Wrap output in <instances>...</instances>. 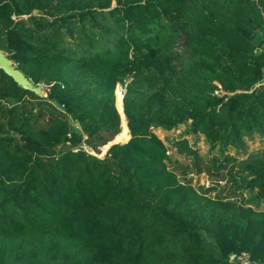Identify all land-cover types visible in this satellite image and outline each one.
<instances>
[{"label":"trees","instance_id":"16d2710c","mask_svg":"<svg viewBox=\"0 0 264 264\" xmlns=\"http://www.w3.org/2000/svg\"><path fill=\"white\" fill-rule=\"evenodd\" d=\"M10 39L48 95L0 68V264L264 262V157L238 158L264 140V0H0ZM180 125L207 157L153 130Z\"/></svg>","mask_w":264,"mask_h":264},{"label":"rangeland","instance_id":"374dc122","mask_svg":"<svg viewBox=\"0 0 264 264\" xmlns=\"http://www.w3.org/2000/svg\"><path fill=\"white\" fill-rule=\"evenodd\" d=\"M262 39H263V36L259 33L257 43L261 41ZM185 41H186L185 36L182 33H178L175 36L174 41H173L172 53L175 55H183V56L187 55L188 51H187ZM9 48H10L9 51H5V50H2V51L10 59L11 65L15 68H18V66L21 63V59H23L22 52L27 48L25 45L20 43L18 40H11V39L9 40ZM18 85L21 86L20 84ZM118 87H120L121 90L123 88L121 84H119L117 88ZM24 88L30 89V91L34 92L36 95H39V96L46 97V94L48 95L47 88L46 86H43V85L35 86L30 82ZM186 129H187L186 125H180L179 127L173 130H164L161 128H155L153 130L167 145H172L173 141L180 139L183 135H185L187 136L190 144L198 149L199 155H201L202 157H205V156L207 157V155L210 152V149H209V144L206 141V138L201 134L198 136L192 135V134L186 135L187 134ZM112 141L125 142V141L118 140L117 137H115L114 140ZM111 142H109L106 145L108 146ZM104 146L100 148V153H98L97 151H95L94 149L90 147H86V148L91 153H94L98 156L99 154H102L99 157H104L108 150V147L104 149ZM169 153L173 155V158L177 157L181 162L192 164L191 157H187L184 154H178L176 149H170ZM231 153L232 154L234 153L233 149H231ZM257 157H264V140H262V138L260 137H256L253 140H249L247 142V148L238 154L239 161L251 160ZM189 176L193 178V183L197 187H203V186L208 187V186H212L213 184H216V183H213L211 178L208 176V173L204 171L199 172L198 170L194 169V167H193L192 172L189 174ZM232 187H233V182L226 183L225 181H219V184H218L219 191H222V190L229 191ZM247 195H248V192L245 191L244 196L247 197Z\"/></svg>","mask_w":264,"mask_h":264},{"label":"water","instance_id":"95a60500","mask_svg":"<svg viewBox=\"0 0 264 264\" xmlns=\"http://www.w3.org/2000/svg\"><path fill=\"white\" fill-rule=\"evenodd\" d=\"M0 68L4 70L6 74L11 76L18 84L21 86L26 87L28 83H30L29 79L26 77V75L21 71L19 68H15L11 65L10 59L3 53V51L0 49ZM117 94V90H116ZM122 111L123 109V97H122ZM117 141H112L108 148ZM103 158V157H102Z\"/></svg>","mask_w":264,"mask_h":264},{"label":"built area","instance_id":"2783aa9c","mask_svg":"<svg viewBox=\"0 0 264 264\" xmlns=\"http://www.w3.org/2000/svg\"><path fill=\"white\" fill-rule=\"evenodd\" d=\"M47 96V94H46ZM69 118L72 120V123L74 126L79 127V123L69 115ZM71 136V134H69ZM87 145H84V148L87 150ZM89 151V150H87ZM90 152V151H89ZM229 260L231 263H237V264H264L263 261H255L253 260L251 254L249 252L243 251L241 253H231L229 256Z\"/></svg>","mask_w":264,"mask_h":264},{"label":"clouds","instance_id":"9594fccd","mask_svg":"<svg viewBox=\"0 0 264 264\" xmlns=\"http://www.w3.org/2000/svg\"><path fill=\"white\" fill-rule=\"evenodd\" d=\"M123 96H124V94H123ZM130 138V137H129ZM94 154V153H93Z\"/></svg>","mask_w":264,"mask_h":264}]
</instances>
